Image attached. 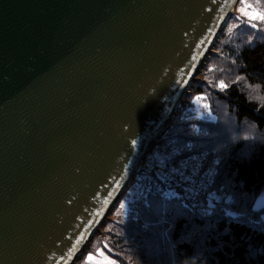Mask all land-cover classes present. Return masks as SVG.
Wrapping results in <instances>:
<instances>
[{"label":"water","instance_id":"95a60500","mask_svg":"<svg viewBox=\"0 0 264 264\" xmlns=\"http://www.w3.org/2000/svg\"><path fill=\"white\" fill-rule=\"evenodd\" d=\"M238 0H0V264H74Z\"/></svg>","mask_w":264,"mask_h":264},{"label":"trees","instance_id":"16d2710c","mask_svg":"<svg viewBox=\"0 0 264 264\" xmlns=\"http://www.w3.org/2000/svg\"><path fill=\"white\" fill-rule=\"evenodd\" d=\"M254 13L264 14V0L237 1L154 143L192 144L218 158L213 188L224 200L150 193L139 217L135 194L121 205L126 190L74 264L100 253L116 264H264V208L253 209L264 192V19Z\"/></svg>","mask_w":264,"mask_h":264},{"label":"built area","instance_id":"2783aa9c","mask_svg":"<svg viewBox=\"0 0 264 264\" xmlns=\"http://www.w3.org/2000/svg\"><path fill=\"white\" fill-rule=\"evenodd\" d=\"M164 152V158L157 162L151 158L153 149L148 150L143 162L137 166L133 214L140 217L141 203L150 193H159L167 198L181 194L192 198L204 197L211 206H217L224 200L223 193L213 188L218 175V158L207 150L196 151L192 144L171 146Z\"/></svg>","mask_w":264,"mask_h":264},{"label":"rangeland","instance_id":"374dc122","mask_svg":"<svg viewBox=\"0 0 264 264\" xmlns=\"http://www.w3.org/2000/svg\"><path fill=\"white\" fill-rule=\"evenodd\" d=\"M241 12H245V10H241ZM213 49V48H212ZM211 49V51L210 52H212L213 50ZM210 52H209V54H210ZM209 54H208V56L207 57H209ZM206 57V58H207ZM206 58H205V60H206ZM205 60H204V63H205ZM203 63V64H204ZM203 64L201 65V67L203 66ZM200 67V68H201ZM199 71V70H198ZM197 71V72H198ZM189 89V88H188ZM188 91V90H187ZM183 100H184V97L177 103V105H176V108H175V110H174V112H173V115L174 114H176V111L178 110V109H180L181 108V104H182V102H183ZM172 115V116H173ZM160 146H158L157 144L156 145H154L153 146V151H154V155L153 156H151V158L152 159H154V160H156L157 162H159V161H161L163 158H164V156H165V152H164V149H160L159 148ZM147 159H149L148 157H147ZM135 174V173H134ZM137 174H135V175H133V176H131V178L129 179V181L127 182V186H126V188L124 189V191L122 192V194H121V196H120V198L118 199V202L116 203V205H118L119 204V202L121 201V197H122V195H123V193L127 190V195H126V197L124 198V200H122L121 201V205H125V204H127V203H129V202H132V200H133V198H134V194H135V189H134V182L136 181V179H137ZM131 186V187H130ZM115 205V206H116ZM114 206V207H115ZM264 208V192L257 198V200L255 201V203H254V206H253V209L254 210H260V209H263ZM259 221L260 222H264V213H262L261 215H260V217H259ZM85 250V249H84ZM83 250V251H84ZM83 253V252H82ZM81 256V255H80ZM91 261H92V263L93 264H116L113 260H111V259H109L108 257H105V255L104 254H102V253H100V256L99 257H95V258H92L91 259Z\"/></svg>","mask_w":264,"mask_h":264},{"label":"snow or ice","instance_id":"6c2138e0","mask_svg":"<svg viewBox=\"0 0 264 264\" xmlns=\"http://www.w3.org/2000/svg\"><path fill=\"white\" fill-rule=\"evenodd\" d=\"M257 17H259L260 19H264V14L254 13L252 18L255 19V18H257ZM222 86H223V85H222ZM89 259H91V257H89Z\"/></svg>","mask_w":264,"mask_h":264}]
</instances>
